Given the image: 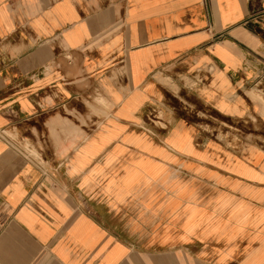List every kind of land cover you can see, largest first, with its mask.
<instances>
[{"label":"crops","instance_id":"0c3cea01","mask_svg":"<svg viewBox=\"0 0 264 264\" xmlns=\"http://www.w3.org/2000/svg\"><path fill=\"white\" fill-rule=\"evenodd\" d=\"M260 91L264 0H0V264H264Z\"/></svg>","mask_w":264,"mask_h":264},{"label":"rangeland","instance_id":"374dc122","mask_svg":"<svg viewBox=\"0 0 264 264\" xmlns=\"http://www.w3.org/2000/svg\"><path fill=\"white\" fill-rule=\"evenodd\" d=\"M262 92L264 91H260V93ZM209 121H211L210 129H211V134L214 138L216 137L218 140H220L221 142H225L231 147H236L239 145L240 142L236 134L238 133L239 135L241 132L240 130H236L235 128L236 122L234 121V119L229 117L219 116L211 112ZM257 127L258 128H255L254 130H250V131L248 130L246 131L247 133L245 132L243 134L244 136H247L248 141H251L254 138L264 139V126L259 124V126Z\"/></svg>","mask_w":264,"mask_h":264},{"label":"built area","instance_id":"2783aa9c","mask_svg":"<svg viewBox=\"0 0 264 264\" xmlns=\"http://www.w3.org/2000/svg\"><path fill=\"white\" fill-rule=\"evenodd\" d=\"M257 14V12L256 13H253V15L252 16H255ZM0 135L1 136H5L6 134H5V131L4 130H0Z\"/></svg>","mask_w":264,"mask_h":264}]
</instances>
